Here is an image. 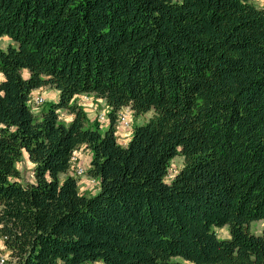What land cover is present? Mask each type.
Returning a JSON list of instances; mask_svg holds the SVG:
<instances>
[{
  "label": "trees",
  "instance_id": "trees-1",
  "mask_svg": "<svg viewBox=\"0 0 264 264\" xmlns=\"http://www.w3.org/2000/svg\"><path fill=\"white\" fill-rule=\"evenodd\" d=\"M3 35V264H264V226L249 229L264 218V8L0 0ZM44 85L57 99L34 113L30 94ZM74 93L104 100L107 128L70 103ZM127 106L151 115L121 144ZM62 109L73 119L60 120ZM82 145L94 192L72 170ZM21 148L32 180L17 167ZM175 155L182 165L166 180Z\"/></svg>",
  "mask_w": 264,
  "mask_h": 264
},
{
  "label": "rangeland",
  "instance_id": "rangeland-1",
  "mask_svg": "<svg viewBox=\"0 0 264 264\" xmlns=\"http://www.w3.org/2000/svg\"><path fill=\"white\" fill-rule=\"evenodd\" d=\"M257 5H258V0H257ZM9 43H10L9 37L5 35L0 36V47L6 48V46ZM36 93L43 95L44 102L40 104H30V106H32V111L34 113H38L41 110V108H43L46 105V103H48L49 101H52L53 98H56L58 92H56V89L53 86L44 85L42 87L34 89L30 94V98L35 96ZM77 101H79L83 105V108L87 113L89 121L96 119L97 121H99L102 129L107 128L108 123H109V116L107 114L108 113L107 111L109 110V108L105 104L103 99L94 97L93 95L81 94L80 96L77 97ZM99 101H102V103H100ZM89 105H91V107H89ZM102 112L103 113L106 112L107 114L106 118L103 120H99L98 114ZM126 113L128 114V115L126 114V119L128 120V126L120 127V137L118 140L121 144H125L128 141L131 135V130H132L133 125L143 124L151 115V111L141 113L139 115H134L131 109H129ZM69 117H72V115L66 110L62 109L59 111L60 120L68 122ZM116 124H117V116H116L115 128H116ZM75 155H76V161L74 162L72 161V170L75 168L78 161H79V164H81L84 167L88 164V157L90 155V151L87 148H85L83 145L80 146L78 150H76ZM182 162H183V157L181 155H175L170 160V165H169L170 174L167 176V178H165L166 180H169L170 177L174 174V172L181 167ZM17 164L21 170V173L23 175L22 177L24 179H27V177L32 178L31 176L32 170L30 169V166H29L31 164V161L29 160V158H27L26 156H23L22 159L19 162H17ZM77 178H78L79 186L83 188L84 187L83 184L87 183L89 185L88 188H90L88 192H92L93 191L92 189H95L96 191V188H95L96 186L92 184L90 176H88L87 174H82L81 176H77ZM263 226H264V218L252 220L249 223V229L251 232H254V233H259L261 229L263 228ZM215 231L219 237H227L229 235L226 226L215 227ZM0 244L2 243L0 242ZM0 255H3L4 257L6 255V250L3 247L0 248ZM176 259L181 260L180 257H176Z\"/></svg>",
  "mask_w": 264,
  "mask_h": 264
},
{
  "label": "built area",
  "instance_id": "built-area-1",
  "mask_svg": "<svg viewBox=\"0 0 264 264\" xmlns=\"http://www.w3.org/2000/svg\"><path fill=\"white\" fill-rule=\"evenodd\" d=\"M44 102V97L42 94H38L36 93L35 96L29 98L28 100V103L29 104H40ZM32 108V106H31ZM130 108L127 106V107H124L122 109H120L118 112H117V124H116V130H117V133L119 134V137H120V127H125V126H128V120L126 119V112L129 110ZM108 112V111H107ZM108 114V113H107ZM106 112H102L100 114H98V119L99 120H103L106 118ZM128 115V114H127ZM75 152L73 153L72 157H71V160L74 162L76 161V155H75ZM89 162V161H88ZM87 166V165H86ZM86 166H82L81 164H79V161L77 163V165L75 166V168L73 169V173L74 175L77 177V176H81L82 174H86ZM91 182L92 184L95 185L96 181L95 179L91 178ZM1 236H0V241H1ZM5 261V257L3 255H0V264H3Z\"/></svg>",
  "mask_w": 264,
  "mask_h": 264
},
{
  "label": "clouds",
  "instance_id": "clouds-1",
  "mask_svg": "<svg viewBox=\"0 0 264 264\" xmlns=\"http://www.w3.org/2000/svg\"><path fill=\"white\" fill-rule=\"evenodd\" d=\"M175 2V0H174ZM182 2V0H181ZM246 2H248V0H241V4H245ZM253 6L256 8L257 11H260L261 8H264V0H258V5H257V0H253ZM7 80H6V77L4 75V73L2 71H0V83H6ZM78 93H74L73 96H72V99L70 101V103L76 99ZM5 97V91H2L0 90V98H3ZM100 103H102V101H99ZM130 102H133L134 101H130ZM89 107H91V105H89ZM155 107L154 106H150L149 109H154ZM69 120L73 119V117H69L68 118ZM6 128V125L4 123H0V129H5ZM11 132H15L16 131V126H12L11 129H10ZM177 147L179 148H182L183 146L182 145H177ZM20 151L22 153H24L25 155H27V153L25 152V150L23 148L20 149ZM3 245L0 244V248H2ZM5 259H7V256H5Z\"/></svg>",
  "mask_w": 264,
  "mask_h": 264
},
{
  "label": "crops",
  "instance_id": "crops-1",
  "mask_svg": "<svg viewBox=\"0 0 264 264\" xmlns=\"http://www.w3.org/2000/svg\"><path fill=\"white\" fill-rule=\"evenodd\" d=\"M252 2H253V0H251ZM56 92H58L57 90H56ZM57 95H58V93H57ZM57 99V97L56 98H53L52 99V101H55ZM23 156H26L27 158H28V154L27 155H25L24 153H23ZM30 166V169L32 170V167H33V163L31 162V164L29 165ZM17 167L19 168V166H18V164H17ZM19 170H20V168H19ZM21 171V170H20ZM32 176V175H31ZM27 179L28 180H32L33 178H28L27 177ZM84 185V187L82 188L81 186H79V188H80V190H86V191H88V190H90V188H88V184L87 183H85V184H83ZM96 188V187H95ZM93 191H95V189H92ZM92 191V192H93Z\"/></svg>",
  "mask_w": 264,
  "mask_h": 264
}]
</instances>
